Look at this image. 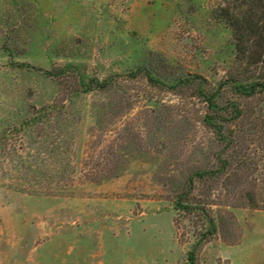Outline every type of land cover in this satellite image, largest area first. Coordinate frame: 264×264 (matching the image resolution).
Here are the masks:
<instances>
[{
  "label": "rangeland",
  "instance_id": "rangeland-1",
  "mask_svg": "<svg viewBox=\"0 0 264 264\" xmlns=\"http://www.w3.org/2000/svg\"><path fill=\"white\" fill-rule=\"evenodd\" d=\"M235 21L264 58V0H0V264H190L191 179L199 263L264 264V63Z\"/></svg>",
  "mask_w": 264,
  "mask_h": 264
},
{
  "label": "trees",
  "instance_id": "trees-1",
  "mask_svg": "<svg viewBox=\"0 0 264 264\" xmlns=\"http://www.w3.org/2000/svg\"><path fill=\"white\" fill-rule=\"evenodd\" d=\"M247 24L250 26L251 30H253L254 26L258 25L257 22H255L253 19L252 21H249ZM234 25L236 26L235 29H237L236 38H237V47L239 50V58L241 60L248 59L249 65L257 66L260 62L264 63V58L261 59V56L258 54V52L256 51L248 52L246 41L241 32L242 27H243L242 22L235 21ZM149 79L151 81H156L152 78V76H149ZM178 82L179 84H182V86H185V84L187 85V84L193 83L191 79H188L186 77L183 79H179ZM97 85L100 88L104 87V85L103 86L99 84ZM233 85H234L233 86L234 89L242 94L254 95L257 93L256 88L258 86H261L262 84L259 82H255L248 86H245L243 84H237V83H233ZM90 87L91 85L89 84V86L84 89L87 90ZM201 95L204 97V100L208 103L209 109H212L214 112L213 114L206 116L205 121L207 122V124L211 125L214 128L215 132H217L219 136V140L225 143L226 149L232 147L233 141L228 140V138L223 134L224 126L223 124L219 123V121L221 123H223V121H227V118H224L223 116V112H222L223 109L219 108L220 111L216 109L217 104H216V101H214L215 99L214 95L204 94V92L202 91H201ZM54 107L55 106L53 105L43 106L41 107V112L48 110L50 108H54ZM240 114H241V111L238 109V112L234 116L235 119L238 118ZM218 160L220 163L219 169L201 171L197 173V177L202 180L203 178L211 179L218 175L224 174L226 170L229 168L230 163L226 158H222L221 156L218 157ZM194 185H195L194 180L191 179L189 187L183 190L180 194H178L176 198V208L179 211H182L183 213H185L191 221L195 219L194 223L197 224L196 226L199 225L198 232L196 231L197 238L195 240L192 250L188 254V261L190 264H200L199 257H198L199 251L203 247L205 242L210 241L216 235L217 227H216L214 218L211 215V212L209 209V203L196 199L194 195V188H195ZM49 193H54V191H49ZM250 199L252 202H256L257 201L256 194L251 193ZM175 221L177 224L179 223L178 219Z\"/></svg>",
  "mask_w": 264,
  "mask_h": 264
}]
</instances>
